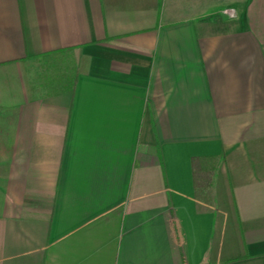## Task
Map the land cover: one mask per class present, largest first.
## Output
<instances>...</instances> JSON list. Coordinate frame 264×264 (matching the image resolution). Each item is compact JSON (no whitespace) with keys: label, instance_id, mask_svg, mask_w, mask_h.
<instances>
[{"label":"crops","instance_id":"crops-1","mask_svg":"<svg viewBox=\"0 0 264 264\" xmlns=\"http://www.w3.org/2000/svg\"><path fill=\"white\" fill-rule=\"evenodd\" d=\"M0 264H264V0H0Z\"/></svg>","mask_w":264,"mask_h":264},{"label":"built area","instance_id":"built-area-1","mask_svg":"<svg viewBox=\"0 0 264 264\" xmlns=\"http://www.w3.org/2000/svg\"><path fill=\"white\" fill-rule=\"evenodd\" d=\"M223 14L227 15L228 17H231V18L234 16V14L231 10H224Z\"/></svg>","mask_w":264,"mask_h":264},{"label":"trees","instance_id":"trees-1","mask_svg":"<svg viewBox=\"0 0 264 264\" xmlns=\"http://www.w3.org/2000/svg\"><path fill=\"white\" fill-rule=\"evenodd\" d=\"M196 162H197V160L194 159L193 160V168H194V171H195V180H196ZM195 184L198 185V183L196 181H195Z\"/></svg>","mask_w":264,"mask_h":264}]
</instances>
